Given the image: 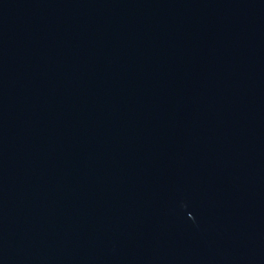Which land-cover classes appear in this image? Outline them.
Here are the masks:
<instances>
[{
	"label": "water",
	"instance_id": "1",
	"mask_svg": "<svg viewBox=\"0 0 264 264\" xmlns=\"http://www.w3.org/2000/svg\"><path fill=\"white\" fill-rule=\"evenodd\" d=\"M95 0H0V264H154Z\"/></svg>",
	"mask_w": 264,
	"mask_h": 264
}]
</instances>
